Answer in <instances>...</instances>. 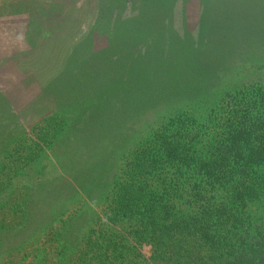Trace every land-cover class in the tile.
I'll list each match as a JSON object with an SVG mask.
<instances>
[{
	"label": "trees",
	"instance_id": "16d2710c",
	"mask_svg": "<svg viewBox=\"0 0 264 264\" xmlns=\"http://www.w3.org/2000/svg\"><path fill=\"white\" fill-rule=\"evenodd\" d=\"M142 1L137 13L140 24L145 19L156 22L158 11L153 14V9L160 5ZM122 2L125 0H105V16L108 18L113 10L120 11ZM212 5V0H203L201 20L210 21L207 7ZM126 28L123 26L120 37H114L102 50L101 65L118 67L115 70H121L128 85L130 79L140 78L144 81L140 85L142 97H163L165 101L155 100L151 106L149 103L138 109V116L148 110L155 112L147 128L137 131L123 123L127 127L124 125L119 131L126 140L119 150L111 146L86 151L80 146V159L85 161L75 157L76 167L67 175L73 187L64 180L39 184L38 195L31 197L34 202L30 203L34 206L36 201L49 210L44 225L29 234L20 258L14 263L3 261L6 264H264V65L235 64L216 79L169 98L181 92L174 85L183 73L178 58L192 46L196 51L202 48L210 39H205L206 30L199 29L195 43L186 37L179 42L169 35L170 42L184 46L180 48L182 51L166 57L160 54L153 67L147 69L144 65L135 68L134 58L124 62L126 55L123 59L119 57L133 45L127 41ZM86 48L90 55H86V50L79 52L84 62L95 54L89 45ZM99 65L97 62L94 66L99 69ZM74 67L81 69L77 63ZM224 75L234 76L222 79ZM100 77L105 88L128 91L124 85H115L113 77ZM150 82L149 95V91H144ZM89 94L85 92L82 96L86 98ZM67 120L69 116L65 123L57 124L60 140L72 138L77 145L79 137L68 129ZM93 154L99 156L87 162L86 158ZM110 158L119 159L123 165L117 166L116 171L114 167L110 169ZM81 192L85 197L84 210L53 221L60 213L55 208L57 204L53 207L51 204ZM16 205L19 204L13 203V208ZM88 205L98 207L100 221L85 215L90 209ZM54 222H60L61 227L50 231ZM25 223L23 219L19 228ZM46 231H50V236L44 239L47 245L42 242ZM19 241L15 247L20 246ZM28 245L35 247L30 249ZM144 247L147 256L141 252Z\"/></svg>",
	"mask_w": 264,
	"mask_h": 264
},
{
	"label": "rangeland",
	"instance_id": "374dc122",
	"mask_svg": "<svg viewBox=\"0 0 264 264\" xmlns=\"http://www.w3.org/2000/svg\"><path fill=\"white\" fill-rule=\"evenodd\" d=\"M131 1L122 2L120 11L113 10L107 18L105 0H0V228L7 227L0 231V264L20 258L29 234L44 225L49 210L36 201L34 206L30 203L34 202L31 197L38 195L39 184L64 180L72 186L67 175L76 167L75 157L85 161L80 159L81 147L89 151L116 146L119 150L126 140L119 131L125 124L140 131L154 118L153 110L138 116L140 107L151 106L155 100L165 101L163 97H142L143 80L130 79L128 85L121 70H115L118 67L101 65L102 50L114 37H120L123 26H127V41L133 45L119 57L126 55L124 62L134 58L135 68L144 65L147 69L160 54L166 57L182 51L184 46L170 42L169 35L179 42L186 37L195 43L199 29L206 30L205 39H210L204 46L197 51L192 46L178 58L183 73L174 85L181 92L169 98L216 79L235 64L264 65V0H212L213 5L207 7L210 21L206 22L200 19L203 0H151L160 5L153 9L158 17L154 23L145 19L142 25L137 13L143 1ZM87 45L95 54L84 62L79 52L86 50L90 55ZM97 62L99 69L94 66ZM100 76L113 77L115 85H124L128 91L105 88ZM150 84L144 91L149 95ZM85 92L90 93L86 98L82 96ZM68 109L71 111L64 112ZM68 116V129L79 137L77 145L72 138L60 140L57 124L65 123ZM95 154L86 161L97 159L99 154ZM108 161L110 169L123 165L117 158ZM84 198L81 192L51 204H57L60 213L53 221L83 211ZM13 203L19 205L13 208ZM88 206L85 215L100 221L98 207ZM22 208L25 211L21 212ZM23 219L25 226L19 228ZM60 227V222L49 226L50 231ZM50 231L43 236L46 245L44 239ZM16 240L21 241L18 247ZM141 252L148 255L145 247Z\"/></svg>",
	"mask_w": 264,
	"mask_h": 264
},
{
	"label": "crops",
	"instance_id": "0c3cea01",
	"mask_svg": "<svg viewBox=\"0 0 264 264\" xmlns=\"http://www.w3.org/2000/svg\"><path fill=\"white\" fill-rule=\"evenodd\" d=\"M36 80H37V78H36Z\"/></svg>",
	"mask_w": 264,
	"mask_h": 264
}]
</instances>
